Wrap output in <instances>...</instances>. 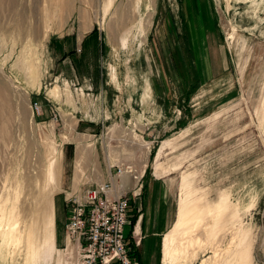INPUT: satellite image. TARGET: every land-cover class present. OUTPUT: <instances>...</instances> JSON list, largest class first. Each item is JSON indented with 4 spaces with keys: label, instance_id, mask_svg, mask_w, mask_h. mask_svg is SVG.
<instances>
[{
    "label": "rangeland",
    "instance_id": "1",
    "mask_svg": "<svg viewBox=\"0 0 264 264\" xmlns=\"http://www.w3.org/2000/svg\"><path fill=\"white\" fill-rule=\"evenodd\" d=\"M58 1L0 0V264H81L65 194L122 163L139 264H264V0ZM54 155V243L30 255ZM202 199L222 229L166 246Z\"/></svg>",
    "mask_w": 264,
    "mask_h": 264
},
{
    "label": "built area",
    "instance_id": "2",
    "mask_svg": "<svg viewBox=\"0 0 264 264\" xmlns=\"http://www.w3.org/2000/svg\"><path fill=\"white\" fill-rule=\"evenodd\" d=\"M115 170L107 180L65 194V236L81 264H139L132 196L139 195L143 176L130 164H117ZM124 173L134 181L133 190L120 183Z\"/></svg>",
    "mask_w": 264,
    "mask_h": 264
},
{
    "label": "bare ground",
    "instance_id": "3",
    "mask_svg": "<svg viewBox=\"0 0 264 264\" xmlns=\"http://www.w3.org/2000/svg\"><path fill=\"white\" fill-rule=\"evenodd\" d=\"M64 7H66V2L64 0H59L57 8L61 9ZM132 20L133 19L129 17L120 18L118 20V23H119L118 26L123 29L125 26H127V24L130 25L129 24L130 22L132 24ZM1 72L2 70L0 69V73ZM12 85H14L15 89H20L15 84H12ZM58 171H59V159L58 157H56V155L53 156L52 160H49L47 163L43 164L42 172L44 174V177H43L44 191H42V194H40V197L37 198L39 201H41L42 204L39 206V210L38 211L36 210V216H35V219L33 220L34 226L38 225L39 231H35V230L30 231L28 234V240H27L29 242L28 253L30 255L37 254L42 246L48 245L49 243L50 245H52L53 226H54L53 224L54 223L53 194L59 189V172ZM160 171H161L160 168L157 166L153 172L154 173L153 175L158 177L161 173ZM126 175L127 173H124L120 176L122 178ZM208 205H209V201L202 199L198 201L196 206L184 207L180 213L179 218L174 223L172 229L167 234H165V245L169 246L171 243H173L172 236L175 235L176 233H179V235L186 238V243L188 245H192L193 243H197V244L201 243V239L203 238V236H200V234H203V230L204 229L206 230L212 224L220 222L221 224L219 226V229H222V216H218V217L211 216L210 215L211 210L208 208ZM40 213L42 214L41 224H39L37 220ZM215 229L217 228L215 227ZM39 232H40V236L38 240L37 236ZM202 244H204V242ZM186 249H187V246H182V244L176 245L172 250H170L167 247L165 249V257L169 259L170 263L177 262V259H179L180 256L185 255L187 253ZM179 264H181V262H179Z\"/></svg>",
    "mask_w": 264,
    "mask_h": 264
},
{
    "label": "crops",
    "instance_id": "4",
    "mask_svg": "<svg viewBox=\"0 0 264 264\" xmlns=\"http://www.w3.org/2000/svg\"><path fill=\"white\" fill-rule=\"evenodd\" d=\"M159 176H160V175H159ZM159 176H158V177H159ZM53 212H54V209H53ZM53 224H54V226H53V243H54V236H55V235H54V228H55V215H54V223H53Z\"/></svg>",
    "mask_w": 264,
    "mask_h": 264
},
{
    "label": "trees",
    "instance_id": "5",
    "mask_svg": "<svg viewBox=\"0 0 264 264\" xmlns=\"http://www.w3.org/2000/svg\"><path fill=\"white\" fill-rule=\"evenodd\" d=\"M131 222L133 223L134 222V217L132 218ZM136 255H137V252H136ZM138 256V255H137Z\"/></svg>",
    "mask_w": 264,
    "mask_h": 264
}]
</instances>
